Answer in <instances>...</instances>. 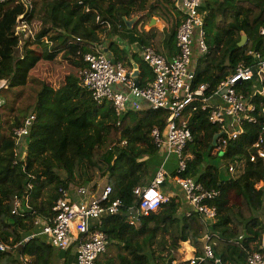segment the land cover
<instances>
[{
    "label": "trees",
    "instance_id": "trees-1",
    "mask_svg": "<svg viewBox=\"0 0 264 264\" xmlns=\"http://www.w3.org/2000/svg\"><path fill=\"white\" fill-rule=\"evenodd\" d=\"M175 8L169 0H31L25 12L14 3H0V20L8 16L12 20V14L20 13L31 31H25L21 54L17 38L0 45V85L6 82L7 87L2 90L4 97L5 92L19 95L41 62L64 58L81 70L86 65L84 55L95 52L94 43H99L101 52L108 48L114 62L131 70L132 61L137 63L135 82L145 87L154 80L152 70L142 57L129 58L114 38L128 39L142 48L155 47L160 54L163 41L165 48L177 54L176 35L183 15ZM201 14L208 52L202 55L194 46L193 85H208L213 92L238 66L255 63L250 52L263 51L259 31L264 27V0H203ZM154 18L170 26L165 36L157 27L145 31ZM37 79L40 89L33 104L18 107L15 101L4 125L0 122V239L11 248L0 252V264H22V255L30 264H70L61 260L59 250L44 236L25 239L41 231L37 221L54 217L53 208L64 193L70 195L73 186L97 183V179L106 180L112 187L111 200L122 203L118 214L102 219L100 230L108 237V250L100 264H168L186 242L196 249L195 257H203L207 235L220 264H247L251 255L261 251L264 160L250 158L264 131V118L259 116L263 98L250 100L257 106L252 114L258 123H245L242 135L221 153L215 148L209 151L214 136L221 133L219 126L210 123L209 113L198 109L185 114L194 141L187 146L188 166L181 177L219 192L210 203L218 210L215 222L194 211L188 216L191 209L176 197L131 225L130 208L138 202L135 189L150 185L160 165L162 151L153 143L152 132L166 128L170 113L145 109L117 116L110 103L93 100L76 74L66 75L58 88ZM3 100L4 108L7 101ZM31 116L36 120L30 135L19 141L15 131ZM215 159L234 166L231 176H222L210 162ZM172 176H178L177 171ZM16 197L22 207L13 215ZM245 232L248 238L239 242ZM201 264L218 263L204 259Z\"/></svg>",
    "mask_w": 264,
    "mask_h": 264
},
{
    "label": "built area",
    "instance_id": "built-area-1",
    "mask_svg": "<svg viewBox=\"0 0 264 264\" xmlns=\"http://www.w3.org/2000/svg\"><path fill=\"white\" fill-rule=\"evenodd\" d=\"M180 10L183 20L177 30V54L166 58L153 47L142 50L143 61L154 74V80L145 87H136L131 75L134 71L122 63L114 62L103 51L99 43H94L95 52L84 55L85 67L80 70L82 88L89 91L97 104L108 102L112 105L117 116H122L129 111L166 110L170 113L164 130L158 128L152 132L153 143L165 152L167 156L176 157L178 160L177 184L185 193L188 206L192 211L199 213L210 222H215L218 210L210 203L219 197L218 191L207 190L193 178H182L181 174L187 170V146L194 141L185 114L188 111L201 109L209 113V121L221 129V136L215 147L221 153L227 148L230 141L237 140L243 133L245 123H258V117L253 115L257 106L250 102L256 96L264 99V49L262 52H250L255 58L253 65H240L235 72L222 81L216 90L209 91L208 85L194 87L196 79V62L194 59V46L197 45L202 55H206L208 47L205 40L204 17L201 14L203 0H170ZM0 3H14L22 6L26 12L31 6V0H0ZM24 17V16H23ZM23 18H21L22 20ZM24 25V32L29 27ZM31 34V31H29ZM264 40V27L259 31ZM81 41V39H77ZM250 83L252 85H250ZM6 87V82L0 85V122L3 115L4 100L1 92ZM259 116L264 118V107ZM35 116L25 120L23 127L15 131V137L23 141L30 135V130L35 122ZM18 141V142H19ZM255 154L250 160H264V131L254 145ZM26 151L21 158H25ZM234 166L229 167L233 173ZM167 173L159 170L151 184L135 189L138 197L137 204L130 208L129 221L136 225L140 217L157 213L170 198L161 191ZM112 187L106 186L103 190L92 191L85 186L76 190L77 199L71 198L68 193L57 201L53 211L54 217L46 222H36L42 225L41 231L25 239L29 242L37 236H44L49 244L59 251L69 252L75 250L76 264H100L101 258L108 250V237L100 230L102 219L106 215H116L122 205L120 200H111ZM22 207V200L15 198L13 215H18ZM203 241V257H191L187 260L175 258L168 264H201L204 259L220 263L213 245H210V236ZM11 250L0 239V252ZM23 264H30L31 260L22 255ZM247 264H264V237L261 251L251 255Z\"/></svg>",
    "mask_w": 264,
    "mask_h": 264
},
{
    "label": "rangeland",
    "instance_id": "rangeland-1",
    "mask_svg": "<svg viewBox=\"0 0 264 264\" xmlns=\"http://www.w3.org/2000/svg\"><path fill=\"white\" fill-rule=\"evenodd\" d=\"M15 12V11H14ZM12 20H9V16L5 18L4 21L0 20V45L1 44H7L10 41H12V38L18 40L17 47L19 48L17 53L21 54L22 53V45H23V38L25 36L24 32V25L22 24L21 18H23V15L20 13H14L11 15ZM158 25H161L159 21L157 22ZM64 58L58 59L52 63H44L41 62L39 63L33 70H32V75H31V81L28 84L27 87L19 95L18 91H15V94H10L6 92L4 93L6 98L4 97L3 93L1 92V97L2 99H5L7 101V106L3 108V115H2V120L1 124L4 125L5 121L9 118V115L11 112H9V108L13 105V103L16 101L18 107H28L33 104L35 101V97L37 92L39 91V84H38V79L41 78V80H45L47 83H49L51 86L58 88L64 81V78L66 75L73 73L76 74L77 76H80V70L70 64L68 61L63 60ZM174 161L175 163H170ZM167 164V168H173L177 166V161L172 158ZM213 165L218 167L221 171L222 176L227 179L229 176H231L229 170L227 168L229 165L227 163L222 162L221 160H211L210 161ZM106 180H96L97 183H88L86 184L87 187L90 188L92 191H98V190H103L104 187L107 186V183L105 182ZM169 184V183H168ZM170 185L167 187L169 188ZM264 186V185H263ZM78 186H73L71 188V191H74L75 188ZM183 195L185 196L184 191L182 190V193H180L179 198L183 199ZM264 218V217H263Z\"/></svg>",
    "mask_w": 264,
    "mask_h": 264
},
{
    "label": "crops",
    "instance_id": "crops-1",
    "mask_svg": "<svg viewBox=\"0 0 264 264\" xmlns=\"http://www.w3.org/2000/svg\"><path fill=\"white\" fill-rule=\"evenodd\" d=\"M175 7H176V5H175ZM175 9H177V11L180 12V10L177 7ZM158 21L162 24L158 25L157 24ZM129 24H130L129 29H131L133 27V22H130ZM142 25L139 26V29H141ZM153 27L159 28L160 32L163 33L165 36L170 26L167 25L164 21H161L158 18H154L148 25L145 26V31H151V29ZM114 40L118 42V44L120 45V48L123 49L128 54L129 58L134 57L136 55H138L141 58L142 50L144 48L140 47V45L138 43H133V44L131 43L130 44L128 39H121L118 37H115ZM153 45H154V43H153ZM149 47H151V46H149ZM161 47H162L161 52H162V55L164 57L172 58L176 55L173 51H170L168 48L164 47L163 41H162ZM153 48L155 49V47H153ZM103 52L105 54H107L109 57L113 58L112 54L108 51V48H104ZM126 68L129 69V67H126ZM130 70L131 69H129L128 71L130 72ZM131 71H135V72L138 71V74H139V65L137 63H135L134 61H132V70ZM172 158H174L177 161V166L175 167V165H174L173 168H170V167L167 168L166 166L171 161ZM159 162H160V165H159V168L157 170V173L161 169H164L167 173V177H166L164 185L161 187V191L168 198L179 197L180 193H182V188L180 187L179 184H177L175 176L174 177L172 176V173L177 171V167H178L177 158L173 157V156H167V154L165 152H162L160 159H159ZM170 163H175V162L172 161ZM168 185H170L169 188L167 187ZM260 186L263 187V184H260ZM85 187H87V186L85 185ZM77 188H75V190L72 191L70 194L71 198H73V199H77V194H76ZM87 188L90 189L89 187H87ZM181 201H183L184 204L188 206V202H187L186 197L184 195H183V199H181ZM262 219L264 220V218H262ZM40 222L42 224V223H46L48 221H41L40 220ZM41 226L42 225H40V227L38 226L39 229L42 228ZM245 233H247V232H245ZM247 238H248V235H247ZM247 238H245V239H247ZM174 253H175V258H177L179 260H187V259L195 256L196 249L191 245L190 242H186V243H183L178 250H175ZM66 259H67L68 263L76 264L75 250H70L69 252L66 253V255L64 257L61 258L62 261L66 260Z\"/></svg>",
    "mask_w": 264,
    "mask_h": 264
},
{
    "label": "water",
    "instance_id": "water-1",
    "mask_svg": "<svg viewBox=\"0 0 264 264\" xmlns=\"http://www.w3.org/2000/svg\"><path fill=\"white\" fill-rule=\"evenodd\" d=\"M138 75H139V74H138V71H136V72L134 71V73L131 75V77H132V79L136 80L137 77H138ZM135 83H136V87H138L139 84H138L137 82H135ZM220 136H221V133L216 134V135L214 136L213 141H212V144H211V146L209 147V151H211L214 147H216L217 142H218V139L220 138ZM245 238H247V233H244V236H243L242 238H240L238 241H239V242H243ZM65 255H66V251H59V257H60V258L64 257ZM218 259H220V257H218ZM219 264H220V263H219Z\"/></svg>",
    "mask_w": 264,
    "mask_h": 264
}]
</instances>
